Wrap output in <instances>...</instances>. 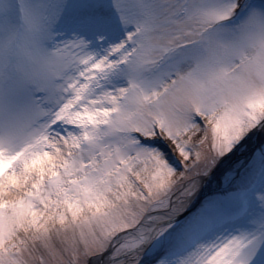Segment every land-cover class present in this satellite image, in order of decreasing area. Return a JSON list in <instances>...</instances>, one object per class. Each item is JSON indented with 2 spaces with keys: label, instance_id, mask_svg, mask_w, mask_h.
Listing matches in <instances>:
<instances>
[{
  "label": "snow or ice",
  "instance_id": "snow-or-ice-1",
  "mask_svg": "<svg viewBox=\"0 0 264 264\" xmlns=\"http://www.w3.org/2000/svg\"><path fill=\"white\" fill-rule=\"evenodd\" d=\"M0 264H264V0H0Z\"/></svg>",
  "mask_w": 264,
  "mask_h": 264
}]
</instances>
